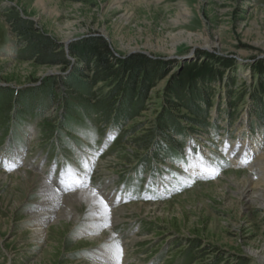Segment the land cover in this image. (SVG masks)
Listing matches in <instances>:
<instances>
[{"label":"rangeland","instance_id":"374dc122","mask_svg":"<svg viewBox=\"0 0 264 264\" xmlns=\"http://www.w3.org/2000/svg\"><path fill=\"white\" fill-rule=\"evenodd\" d=\"M17 19L30 22L26 34ZM95 35L119 79L92 92L112 96L125 83L112 109L47 80L72 68L91 79L95 63L71 48L82 53L79 41ZM42 38L47 61L32 54ZM63 53L68 68L55 61ZM134 54L164 71L151 83L143 75L148 89L136 93L115 60ZM180 83L185 102L171 90ZM243 149L264 154V0H0V264H264V161H235ZM69 165L115 196L106 220L86 206L79 220L37 219L39 184L18 170L45 168L57 186L72 181Z\"/></svg>","mask_w":264,"mask_h":264},{"label":"trees","instance_id":"16d2710c","mask_svg":"<svg viewBox=\"0 0 264 264\" xmlns=\"http://www.w3.org/2000/svg\"><path fill=\"white\" fill-rule=\"evenodd\" d=\"M29 21L25 19H17L15 21V26L17 29L22 33L26 34V30L29 29ZM38 41V40H37ZM82 46V53L79 51H76L75 48H71L72 52L74 54L83 55L82 60H84L88 65H90L92 62L95 63V66L93 67V75L91 79L85 80L80 75H76L74 72V69L68 70L67 74H53L51 76H48L47 80L51 86L52 89H56L58 82L61 81L64 83V85H71V87L75 88V90L79 91L81 94H87L91 100L94 101L95 109H112L114 105L118 104V101H116V97L120 94V90L124 89L125 83L121 82V85L116 87L110 94L112 96H105L102 98H98L96 93H93L92 90L97 86V84L101 81H108V80H118L119 78V70L116 68L113 60L111 58L114 56L110 44L107 42V40L102 35H95L90 36L87 38H83L79 41ZM38 46H35L32 48V54L37 56V59L47 61L50 58L49 55V48L51 47L50 42L46 39H43L38 42ZM79 44V43H78ZM77 44V45H78ZM115 60L118 64H121L122 72L126 73L132 72V81L127 85V91L132 90L135 86L134 93H136L137 90L141 89V87H145L144 91L148 89V84L144 83L143 81H140V78L144 77L146 78L145 82H154L158 78H160L164 71L163 69L158 68H152L150 66L149 69H147V65H158L159 62L156 60H152L149 57L141 54H134L131 57H125V58H118L115 57ZM64 67H69L72 64L71 59H68L65 57V54L63 53V58H60L58 60H55ZM229 65V64H228ZM76 76H75V75ZM184 77V76H183ZM173 95H176L179 99H181V102L187 101V93H185V86L184 83L175 84L171 87ZM19 91L16 90L15 93H18ZM11 94V93H10ZM7 94V92L4 94V96L11 100V95L13 94ZM24 96V95H23ZM123 100L121 105L124 103V101L127 100L126 108H129L130 111L133 110L135 103L129 104L130 98H127V93L123 94ZM129 96V95H128ZM112 97V99H111ZM192 99L194 96H188ZM37 98V97H36ZM5 99V98H4ZM192 102H195L196 99L191 100ZM125 105V104H124ZM67 106L71 108L72 103L68 102ZM106 113V112H104ZM197 115V114H196ZM105 116V114H104ZM110 114H106L104 117L105 121L110 120ZM170 123V121H168ZM170 124H166V122H163L161 124V128L164 130H167L166 128ZM199 253H194V255ZM238 264H247L244 261L239 262Z\"/></svg>","mask_w":264,"mask_h":264},{"label":"bare ground","instance_id":"6f19581e","mask_svg":"<svg viewBox=\"0 0 264 264\" xmlns=\"http://www.w3.org/2000/svg\"><path fill=\"white\" fill-rule=\"evenodd\" d=\"M119 6L120 5H118V7ZM186 11L188 12V9H186ZM234 147L236 148V146H234ZM234 147H232L233 148L232 152L235 154V148ZM235 159H236L235 161L243 162L245 164L250 163V166H252L251 169L253 170L254 166H253L252 161L254 160L255 164L261 165L264 161V154H260L255 159H252L251 155L247 152V150L243 149V150L236 153ZM205 161L206 160H203L202 162L201 161L200 162L204 163ZM34 169L36 171L35 170L34 171H28V170L22 169V170H18V173L24 175L30 181L32 178L34 181L38 182V184H39L37 186L36 190L37 191L39 190L40 195H41V197L38 198V200H39L38 202L41 203L42 208H40V209L42 212H37L36 217H37V219L39 217H40V219H43L42 221H40L41 223L45 222V221H48V223H49V221L56 218L58 215L61 216L62 212L68 219L79 220L80 214L77 212L76 207H83V206H86L88 211H92V213L94 215L93 217H96L97 220H101L100 217H102V219L106 220L108 218L107 215L108 214L110 215L111 210L108 213H104L103 209L101 207H99L98 198L93 195L94 191L98 192L99 194H100V192L98 190H96V188L94 189L90 185H88L86 183L87 182L86 179L83 176L79 177L78 182L74 181L71 178L70 179V180H72L71 182L68 183V181H67V183H61V184H58L57 186H55L56 184L54 182V179H48L47 178L45 168H41V167L37 168L36 167ZM256 170L258 172L262 171V169L260 170L257 167H256ZM263 170H264V168H263ZM258 172H256V173H258ZM252 173H254V172H252ZM261 173L263 174L264 172L262 171ZM253 179H254V177L251 176L250 177V184H252V187L245 189L244 193L253 190L255 188V186L257 185L256 182L255 183L252 182ZM100 196H102L103 199L109 205H113L115 203V201H113L115 196H109L107 193L100 194ZM50 209H52V210H50ZM37 219H36V221H37ZM34 237L37 239L38 238L44 239L46 237V231H45L44 227H42V225L38 226L34 230ZM117 263H115V264H117Z\"/></svg>","mask_w":264,"mask_h":264},{"label":"snow or ice","instance_id":"6c2138e0","mask_svg":"<svg viewBox=\"0 0 264 264\" xmlns=\"http://www.w3.org/2000/svg\"><path fill=\"white\" fill-rule=\"evenodd\" d=\"M109 138H112L111 135ZM81 163H82L83 167L87 168V166H88L87 160H84ZM5 164L9 168L16 166L14 161H11V162L5 161ZM204 167L206 170L214 172V173L217 171L214 167H209L207 165H204ZM67 170H68V174L73 178V180L78 182L79 181L78 171L76 169L72 168L71 165L67 166ZM93 195L98 198L99 207H101L103 209V212L104 213L110 212L109 206H108L107 202L103 199V197L100 196V194L98 192H95V191L93 192ZM116 252H117V254H122V249L119 247L118 243L116 244Z\"/></svg>","mask_w":264,"mask_h":264}]
</instances>
